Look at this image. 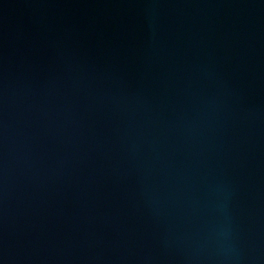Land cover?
<instances>
[{
  "label": "water",
  "instance_id": "1",
  "mask_svg": "<svg viewBox=\"0 0 264 264\" xmlns=\"http://www.w3.org/2000/svg\"><path fill=\"white\" fill-rule=\"evenodd\" d=\"M0 264H264V0H0Z\"/></svg>",
  "mask_w": 264,
  "mask_h": 264
}]
</instances>
